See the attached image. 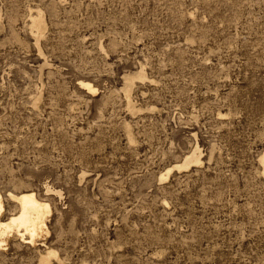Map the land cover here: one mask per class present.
<instances>
[{"label": "rangeland", "instance_id": "rangeland-1", "mask_svg": "<svg viewBox=\"0 0 264 264\" xmlns=\"http://www.w3.org/2000/svg\"><path fill=\"white\" fill-rule=\"evenodd\" d=\"M0 15V192L5 215L9 190L50 202L47 264H264V0H0ZM196 144L202 163L162 180ZM15 237L0 264H41L45 245Z\"/></svg>", "mask_w": 264, "mask_h": 264}, {"label": "bare ground", "instance_id": "bare-ground-1", "mask_svg": "<svg viewBox=\"0 0 264 264\" xmlns=\"http://www.w3.org/2000/svg\"><path fill=\"white\" fill-rule=\"evenodd\" d=\"M40 11L36 9L33 14L30 13V31L34 32L37 41L40 39L39 36L42 35L44 26L46 25L43 14ZM128 73L129 74L127 75L124 74L125 86L123 87V91L126 97L128 109L135 111V104L131 100V90L134 85V79L139 78L142 80L146 77V73H144L143 67L133 71L132 73ZM79 85L83 86V88H86L88 91L96 90L92 83H89L88 81L79 80ZM38 99L39 97H36L35 101ZM130 133L131 132H129V134ZM130 138L132 139L131 134ZM258 160L261 164V172L264 175L263 150L258 156ZM201 163L202 159L200 157L199 145H193L191 152L183 156L179 162L168 166L165 172L161 173L160 178L162 180L167 178L173 168H187L191 164L193 165ZM51 188L52 187H48L47 190H50ZM7 196L9 199L17 203L18 208L14 213L5 215L6 205L4 197L0 192V249L6 248L9 240L16 236L15 238H17L20 243L29 244L31 246H36L38 244L45 245L44 251L40 252L38 257V260L41 264H47L50 262V260H53V258L60 261L57 250L44 243L46 240L45 237L49 233V226L47 222L49 216L51 215L50 202L47 201V199L44 200V198H39L37 193L32 189L20 190L17 193L9 190L7 192ZM41 238L44 239L42 242L40 240Z\"/></svg>", "mask_w": 264, "mask_h": 264}]
</instances>
